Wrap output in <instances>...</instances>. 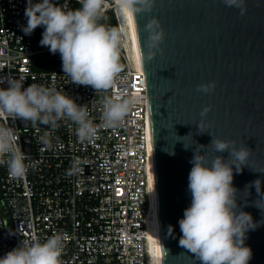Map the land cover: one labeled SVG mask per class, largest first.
<instances>
[{
    "label": "built area",
    "instance_id": "2783aa9c",
    "mask_svg": "<svg viewBox=\"0 0 264 264\" xmlns=\"http://www.w3.org/2000/svg\"><path fill=\"white\" fill-rule=\"evenodd\" d=\"M26 5L27 0H0V78L11 77L25 88H54L78 105H87L96 125L101 123L105 96H131L136 103L122 125L100 129L92 142H80L76 125L67 119L51 129L39 122L0 117V125L15 128L17 143L28 156L26 175L20 178L9 175L7 157L0 156V258L21 240L43 243L61 233L67 237L62 264H154L144 73L121 46L124 68L107 91L71 83L62 70H33L32 38L21 30L27 25ZM0 88H7V83ZM46 132L49 144L43 145ZM24 138L29 139L28 151Z\"/></svg>",
    "mask_w": 264,
    "mask_h": 264
},
{
    "label": "water",
    "instance_id": "95a60500",
    "mask_svg": "<svg viewBox=\"0 0 264 264\" xmlns=\"http://www.w3.org/2000/svg\"><path fill=\"white\" fill-rule=\"evenodd\" d=\"M150 3L131 23L146 85L154 264H200L179 246L178 221L191 201L193 153L204 145L208 164L216 155L229 159L215 152L213 138L250 149L247 166L233 168V187L238 209L259 225L247 233L249 264H264V0H244V15L224 0ZM153 19L163 34L157 48L145 30ZM212 82L211 94L197 90Z\"/></svg>",
    "mask_w": 264,
    "mask_h": 264
},
{
    "label": "clouds",
    "instance_id": "9594fccd",
    "mask_svg": "<svg viewBox=\"0 0 264 264\" xmlns=\"http://www.w3.org/2000/svg\"><path fill=\"white\" fill-rule=\"evenodd\" d=\"M80 8L70 10L67 3L57 5L53 0L34 3L27 0L22 26L25 35H31L37 27H43L40 45L47 47L55 55L59 53L64 74L71 83L91 86L96 92L111 89L117 75L122 71L120 63V32L98 21L102 19L105 0H79ZM119 9L126 17L140 13L151 7L150 0H117ZM228 7L245 13L244 0H224ZM155 26V27H154ZM159 25L150 21L145 30L149 32L151 47L157 48L162 40V32H156ZM151 59V56L148 57ZM0 117L10 116L25 122H32L55 129L58 121L67 119L75 128L80 142H92L100 129H111L122 125L125 117L134 107L136 100L129 96H105L102 100L101 123L96 125L89 118L87 105H78L74 99L54 88L37 84H24L11 77L0 78ZM215 83L202 84L198 91L211 94ZM210 108H205V116ZM203 128V123L198 125ZM16 130L0 125V156L7 157L10 176L20 178L26 175V156L19 144ZM43 145H48V133L41 137ZM211 145L216 153H229V159L215 156L207 163V156L201 151L207 146L200 145V151L193 153L189 163L187 190L190 205L184 210L179 223L181 236L179 246L194 255L200 264H249L252 250L246 246L247 233L259 225L249 213L238 209L237 189L233 187V168L240 173L250 155V149L235 141L213 138ZM187 150V148H185ZM174 155V152H170ZM79 161H74L68 174ZM260 181H255V186ZM264 223V221H261ZM171 228V227H169ZM66 234L54 233L45 242L21 240L19 245L0 258V264H62Z\"/></svg>",
    "mask_w": 264,
    "mask_h": 264
},
{
    "label": "trees",
    "instance_id": "16d2710c",
    "mask_svg": "<svg viewBox=\"0 0 264 264\" xmlns=\"http://www.w3.org/2000/svg\"><path fill=\"white\" fill-rule=\"evenodd\" d=\"M64 0H53L57 5H63ZM34 3L40 2V0H33ZM68 7L70 10H74L81 7V4L75 0H69ZM101 24H104L109 27H116V22L114 18L104 12L102 14V19L98 21ZM44 28L37 27L31 34L33 49L36 52L30 60L31 68L35 71H53V70H62V61L59 53L53 55L47 47H42L40 45V40L42 39V33ZM120 63L122 69L124 68V61L120 55ZM63 71V70H62Z\"/></svg>",
    "mask_w": 264,
    "mask_h": 264
},
{
    "label": "bare ground",
    "instance_id": "6f19581e",
    "mask_svg": "<svg viewBox=\"0 0 264 264\" xmlns=\"http://www.w3.org/2000/svg\"><path fill=\"white\" fill-rule=\"evenodd\" d=\"M115 3L118 6L117 0H115ZM120 10V9H119ZM124 22H122V27L121 30L123 34H125L128 38V48L129 51L127 50L131 60H133L135 62V64L138 66V68L140 69V61H139V57H138V52H137V47H136V41H135V37H134V33H133V29H132V23H131V17H126L124 14L121 13ZM143 70H141L142 72ZM152 198V197H151ZM152 206V204H151Z\"/></svg>",
    "mask_w": 264,
    "mask_h": 264
},
{
    "label": "rangeland",
    "instance_id": "374dc122",
    "mask_svg": "<svg viewBox=\"0 0 264 264\" xmlns=\"http://www.w3.org/2000/svg\"><path fill=\"white\" fill-rule=\"evenodd\" d=\"M104 12L108 13L110 15V17L112 16L116 22V28L118 29V31L121 34V36H120L121 50L123 52H124V50L129 51L128 38L125 34L121 33L122 32V30H121L122 26L121 25H122V22H124V19H123L122 15L120 14V10L116 5L115 0H105L103 13Z\"/></svg>",
    "mask_w": 264,
    "mask_h": 264
}]
</instances>
